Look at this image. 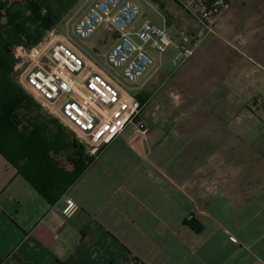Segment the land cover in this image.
Wrapping results in <instances>:
<instances>
[{
  "label": "crops",
  "instance_id": "crops-1",
  "mask_svg": "<svg viewBox=\"0 0 264 264\" xmlns=\"http://www.w3.org/2000/svg\"><path fill=\"white\" fill-rule=\"evenodd\" d=\"M137 1L178 37L182 29H173L164 6L187 12L192 0ZM145 21L152 22L136 25ZM195 59L161 67L169 85L165 110L153 106L150 93L135 95H150L139 117L146 136L133 123L96 154L88 146L94 163L56 205L0 155V264H264V162H238L232 105H199L200 90H189L185 79ZM175 93L193 98L192 109L172 101ZM66 198L76 204L69 216L59 212Z\"/></svg>",
  "mask_w": 264,
  "mask_h": 264
},
{
  "label": "built area",
  "instance_id": "built-area-1",
  "mask_svg": "<svg viewBox=\"0 0 264 264\" xmlns=\"http://www.w3.org/2000/svg\"><path fill=\"white\" fill-rule=\"evenodd\" d=\"M229 5L230 0H192L185 10L197 24V32L181 31L174 37L150 21L137 26L141 7L136 0H96L75 21L73 32L81 40L92 38L99 30L116 36L107 63L121 70L125 82L136 84L154 65L147 46L159 54L172 49L171 63L182 66L209 36L217 35L219 18ZM13 55V74L19 82L54 117L69 124L92 154L112 143L130 124L135 123L146 136L147 125L139 119L144 108L141 102L124 91L115 77L89 65L71 41L49 37L31 47L17 46ZM75 208L74 200L66 198L59 212L69 216Z\"/></svg>",
  "mask_w": 264,
  "mask_h": 264
},
{
  "label": "rangeland",
  "instance_id": "rangeland-1",
  "mask_svg": "<svg viewBox=\"0 0 264 264\" xmlns=\"http://www.w3.org/2000/svg\"><path fill=\"white\" fill-rule=\"evenodd\" d=\"M93 2L94 0H79L45 38L50 37L55 41L68 40L79 45L82 48L80 55L86 62L104 68L109 75L117 79L124 91L133 96L146 91L152 95L150 101L154 102L153 106H158L161 111L165 110V88L169 85L167 74L161 67L167 65L174 68L169 61L173 50L169 49L167 53L159 54L151 46H147V52L154 60L150 72L139 83L125 82L121 77V70H114L107 63L106 54L115 44L116 36L99 30L92 38L81 40L73 32V24L86 13ZM230 3L229 8L219 19L217 35L209 36L200 46L194 56L196 64L189 68L185 79L189 90L196 86L200 90L199 96L195 98H202L199 105L205 110L214 105V100H218L219 108L221 106L226 109L232 105L230 109L238 112L236 129L234 127L230 129L231 144L237 145L238 162H248L256 166L264 162V0H230ZM139 4L140 18H148L163 28V18L151 7L141 2ZM164 7L170 10V15L166 18L173 21L170 22L173 29H182L189 35L194 34L195 22L187 12L177 5L169 7L168 2ZM12 75L24 92L33 98L16 75L13 73ZM209 77H212L211 80ZM174 96L176 98H170L172 101H180L185 109H192L193 105L187 100L193 98H178L176 93ZM232 99H235L236 103H233ZM33 100L38 103L34 98ZM36 112L47 119H58L42 105ZM65 124L73 130L69 124L66 122ZM145 124L147 125L146 122ZM233 130H237L235 142L232 140ZM75 140L88 148V143L79 136H76ZM226 144H229L228 141ZM175 155L173 156L175 159L180 157V154Z\"/></svg>",
  "mask_w": 264,
  "mask_h": 264
},
{
  "label": "trees",
  "instance_id": "trees-1",
  "mask_svg": "<svg viewBox=\"0 0 264 264\" xmlns=\"http://www.w3.org/2000/svg\"><path fill=\"white\" fill-rule=\"evenodd\" d=\"M79 0H0V155L50 204L56 205L95 156L13 78L14 49L31 47L55 29ZM144 105L149 96L138 95ZM51 125L53 128H51Z\"/></svg>",
  "mask_w": 264,
  "mask_h": 264
}]
</instances>
